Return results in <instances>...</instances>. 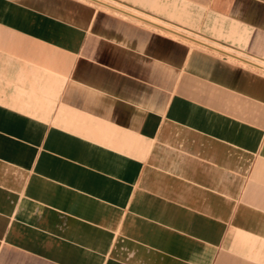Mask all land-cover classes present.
I'll use <instances>...</instances> for the list:
<instances>
[{"label": "crops", "instance_id": "crops-1", "mask_svg": "<svg viewBox=\"0 0 264 264\" xmlns=\"http://www.w3.org/2000/svg\"><path fill=\"white\" fill-rule=\"evenodd\" d=\"M103 1L0 0V264H264V0Z\"/></svg>", "mask_w": 264, "mask_h": 264}, {"label": "bare ground", "instance_id": "bare-ground-1", "mask_svg": "<svg viewBox=\"0 0 264 264\" xmlns=\"http://www.w3.org/2000/svg\"><path fill=\"white\" fill-rule=\"evenodd\" d=\"M97 2H99V3H101V4H104V5H106V6H109V7H111L112 8V5H110V4H108V3H106V2H104V1H99V0H96ZM134 17V16H133ZM150 23V22H149ZM154 27V26H153ZM169 32H171L172 34H174L175 36H177V35H179V36H184V35H182V33H180V32H178V31H174V30H169V29H167ZM168 32V33H169ZM178 36V37H179ZM184 37H186V36H184ZM182 38V37H181ZM186 40V39H185ZM188 40V39H187ZM189 41V40H188ZM192 42V41H191ZM196 42V41H195ZM203 46V45H202Z\"/></svg>", "mask_w": 264, "mask_h": 264}, {"label": "rangeland", "instance_id": "rangeland-1", "mask_svg": "<svg viewBox=\"0 0 264 264\" xmlns=\"http://www.w3.org/2000/svg\"><path fill=\"white\" fill-rule=\"evenodd\" d=\"M100 1H103V0H100ZM105 2V1H104ZM111 5V4H110ZM166 34V33H165ZM166 35H168V34H166ZM168 36H170V35H168ZM170 37H173V36H170ZM173 38H175V37H173ZM176 39H178V38H176ZM184 42H186V41H184ZM186 43H188V44H191V43H189V42H186ZM191 45H193V44H191Z\"/></svg>", "mask_w": 264, "mask_h": 264}]
</instances>
